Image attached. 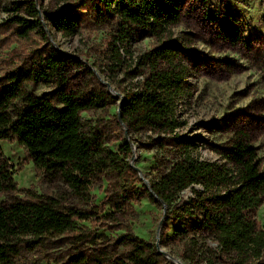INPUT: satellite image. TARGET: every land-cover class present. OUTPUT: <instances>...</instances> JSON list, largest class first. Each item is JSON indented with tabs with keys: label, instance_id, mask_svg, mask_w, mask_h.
<instances>
[{
	"label": "rangeland",
	"instance_id": "1",
	"mask_svg": "<svg viewBox=\"0 0 264 264\" xmlns=\"http://www.w3.org/2000/svg\"><path fill=\"white\" fill-rule=\"evenodd\" d=\"M25 1L0 0V87L7 85L10 75L39 49L52 47L68 55L71 63L63 71L67 91L92 95L98 101L97 106L81 112L83 123L98 132L110 151L118 152L122 139L130 143V165L136 175L118 178L98 173L86 194L79 196L60 176L37 171L15 139L0 140L17 186L16 191L0 194V205L51 197L62 210L87 213L86 219L78 221L79 232L19 240L8 261L0 264H120L129 250L124 237L159 246L161 234L168 240L160 250L170 263L205 264L202 257H189L184 242L174 236L180 222H166V208L150 202L142 193L143 185L149 187L150 181L168 170L173 153H162L148 145L149 137L156 135L128 133L117 124L123 92L148 75L140 57L159 40L140 36L117 17L88 13L80 6L85 0H32L37 9L48 12L62 6L79 7L77 29L70 37L62 36L43 14L39 15L48 44L37 30L26 36L20 33L15 17L32 20ZM169 35L182 47L179 61L186 83V93L177 107L184 125L177 133L192 144L195 157L220 163L223 150L243 138L254 148L264 172V0H188ZM54 88L42 82L22 85L27 94L44 99L52 98ZM192 193L189 188L180 196L187 199ZM256 219L264 229V204L257 210ZM205 238L214 251L213 238Z\"/></svg>",
	"mask_w": 264,
	"mask_h": 264
},
{
	"label": "trees",
	"instance_id": "2",
	"mask_svg": "<svg viewBox=\"0 0 264 264\" xmlns=\"http://www.w3.org/2000/svg\"><path fill=\"white\" fill-rule=\"evenodd\" d=\"M30 1L25 2L32 20L14 19L22 35L37 30L50 44L40 14L62 36L75 34L79 7L62 6L48 12ZM187 1L85 0L80 6L101 18L117 17L140 36L159 40L140 57L148 75L124 91L118 105L119 126L128 133L156 135L149 137L148 145L174 155L168 170L150 181L149 187L143 185L142 193L150 202L166 208V222H180L174 236L184 242L189 257H202L205 264H264V229L256 219L257 210L264 204V172L254 148L240 138L223 150L222 163L209 162L195 157L192 144L177 133L184 125L177 107L186 93V83L179 61L182 47L169 33L180 21ZM70 63L68 55L52 47L39 49L10 75L7 85L0 87V140L15 139L37 171L60 176L73 193L82 196L98 173L118 178L136 173L130 165V143L122 139L118 152L110 151L98 132L83 123L81 112L97 106L98 101L92 95L67 91L63 71ZM40 82L55 86L51 99L33 97L22 89L24 83ZM189 188L192 196L181 197ZM16 190L13 173L0 149V194ZM86 218L82 211L62 210L51 197L0 205V263L8 261L19 240L79 232L78 221ZM206 236L215 241L214 251L208 248ZM167 240L161 234L157 247L154 242L124 237L129 250L120 264H173L159 251L167 246Z\"/></svg>",
	"mask_w": 264,
	"mask_h": 264
},
{
	"label": "water",
	"instance_id": "3",
	"mask_svg": "<svg viewBox=\"0 0 264 264\" xmlns=\"http://www.w3.org/2000/svg\"><path fill=\"white\" fill-rule=\"evenodd\" d=\"M156 246L158 247V245L156 244ZM159 251L163 254V255H165L160 249H159Z\"/></svg>",
	"mask_w": 264,
	"mask_h": 264
}]
</instances>
